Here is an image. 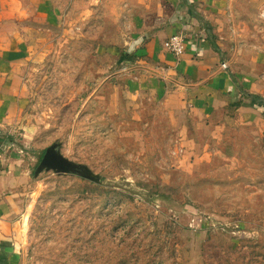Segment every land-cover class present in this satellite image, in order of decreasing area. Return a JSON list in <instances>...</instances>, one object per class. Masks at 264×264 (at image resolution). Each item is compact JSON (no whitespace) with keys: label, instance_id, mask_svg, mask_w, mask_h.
I'll return each instance as SVG.
<instances>
[{"label":"rangeland","instance_id":"1","mask_svg":"<svg viewBox=\"0 0 264 264\" xmlns=\"http://www.w3.org/2000/svg\"><path fill=\"white\" fill-rule=\"evenodd\" d=\"M54 1L0 0V264H264V0H216L220 101L148 53L126 0Z\"/></svg>","mask_w":264,"mask_h":264},{"label":"crops","instance_id":"2","mask_svg":"<svg viewBox=\"0 0 264 264\" xmlns=\"http://www.w3.org/2000/svg\"><path fill=\"white\" fill-rule=\"evenodd\" d=\"M30 1L29 7L41 13L54 11L57 7L52 5L54 0L46 5L44 0ZM215 3L216 0H126L125 3L127 14H132L131 24L134 32L138 34V39L140 42H146L148 53L158 54V59L171 64L173 56L166 53L165 43L175 35L185 38V54L177 61L184 65L188 83L191 87L206 90L209 95L213 94L208 96L207 93H200V100L212 97L220 101L223 100L224 94L231 92L227 82L223 80L224 73L217 70L220 57L213 51V27L209 22L213 20L212 15L216 14ZM9 51L12 52V49L6 50ZM16 51L17 57L26 56L30 51L28 41L23 40L16 46ZM8 55H5V58H10ZM7 62L1 61L0 65V129L12 117L18 92L13 80L16 61L9 62L10 67ZM4 73L11 80V87L4 86ZM5 169L11 168L7 156L0 154V221L15 218L16 211Z\"/></svg>","mask_w":264,"mask_h":264},{"label":"built area","instance_id":"3","mask_svg":"<svg viewBox=\"0 0 264 264\" xmlns=\"http://www.w3.org/2000/svg\"><path fill=\"white\" fill-rule=\"evenodd\" d=\"M165 50L168 54L176 57L181 58L186 51L185 49V38L182 35H175L172 36L164 45ZM224 68L226 69V65L223 64Z\"/></svg>","mask_w":264,"mask_h":264}]
</instances>
